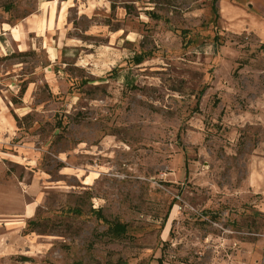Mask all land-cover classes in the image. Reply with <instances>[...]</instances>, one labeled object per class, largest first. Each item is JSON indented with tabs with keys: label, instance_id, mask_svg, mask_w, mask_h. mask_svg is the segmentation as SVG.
<instances>
[{
	"label": "rangeland",
	"instance_id": "rangeland-1",
	"mask_svg": "<svg viewBox=\"0 0 264 264\" xmlns=\"http://www.w3.org/2000/svg\"><path fill=\"white\" fill-rule=\"evenodd\" d=\"M0 264H264V0H0Z\"/></svg>",
	"mask_w": 264,
	"mask_h": 264
},
{
	"label": "trees",
	"instance_id": "trees-1",
	"mask_svg": "<svg viewBox=\"0 0 264 264\" xmlns=\"http://www.w3.org/2000/svg\"><path fill=\"white\" fill-rule=\"evenodd\" d=\"M20 92L23 93V92H24V88H21ZM21 260H23V261H27L28 259L24 257V258H22Z\"/></svg>",
	"mask_w": 264,
	"mask_h": 264
}]
</instances>
